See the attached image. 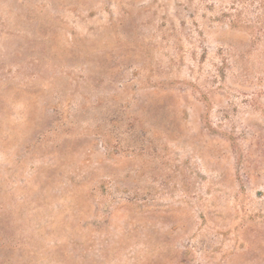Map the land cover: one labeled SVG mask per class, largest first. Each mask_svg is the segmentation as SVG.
Masks as SVG:
<instances>
[{
	"label": "rangeland",
	"instance_id": "rangeland-1",
	"mask_svg": "<svg viewBox=\"0 0 264 264\" xmlns=\"http://www.w3.org/2000/svg\"><path fill=\"white\" fill-rule=\"evenodd\" d=\"M0 264H264V0H0Z\"/></svg>",
	"mask_w": 264,
	"mask_h": 264
}]
</instances>
